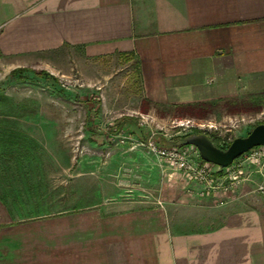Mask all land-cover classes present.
I'll list each match as a JSON object with an SVG mask.
<instances>
[{
  "label": "crops",
  "instance_id": "0c3cea01",
  "mask_svg": "<svg viewBox=\"0 0 264 264\" xmlns=\"http://www.w3.org/2000/svg\"><path fill=\"white\" fill-rule=\"evenodd\" d=\"M70 50L133 61L141 112L262 95L264 0H0L1 58L32 64ZM4 140L0 264H264L263 196L204 192L171 166L138 161L151 154L135 136L98 167L75 161L67 193L46 191L44 172L31 177Z\"/></svg>",
  "mask_w": 264,
  "mask_h": 264
},
{
  "label": "rangeland",
  "instance_id": "374dc122",
  "mask_svg": "<svg viewBox=\"0 0 264 264\" xmlns=\"http://www.w3.org/2000/svg\"><path fill=\"white\" fill-rule=\"evenodd\" d=\"M138 92L136 66L122 57L89 61L73 50L54 60L32 64L0 57V141L5 138L7 145L11 143L14 159L28 158L31 177L36 176L37 166L39 175L44 172L41 185L46 191L56 185L65 194L75 161L92 157L98 167L107 154L112 156L122 152L125 145L130 147L129 140L121 144L120 139L104 146L106 136L115 134L112 131L116 127L119 136L140 140H145L149 132L172 141L199 131L225 150L235 138L247 136L264 121V103L259 108L247 102L254 95L210 101L211 107L188 115L173 108L136 110ZM139 154L138 161L156 164L160 170L170 166L154 155ZM190 159L197 160L193 154ZM59 171L61 175L56 177ZM240 171L233 191L242 187L263 196L258 190L264 186V170L245 161ZM223 174L219 171L217 176ZM153 197L151 202L155 201Z\"/></svg>",
  "mask_w": 264,
  "mask_h": 264
},
{
  "label": "built area",
  "instance_id": "2783aa9c",
  "mask_svg": "<svg viewBox=\"0 0 264 264\" xmlns=\"http://www.w3.org/2000/svg\"><path fill=\"white\" fill-rule=\"evenodd\" d=\"M140 125L143 126L144 124L141 122ZM128 137L118 136L119 142L121 144L126 143L130 138ZM137 145L144 148L148 154L168 162L173 169L184 173L188 180L201 184L204 192H211L213 194L219 192L226 194L233 191L239 183L238 179L241 177L240 167L245 161L256 164L259 166L260 171L264 170V146L253 148L235 160L230 167L221 169L202 161L198 151L194 147L161 146L156 134L153 132H149L148 137ZM194 152L197 158L196 161L190 159V156ZM219 171H224V176H217ZM258 191L264 197L263 185L259 187Z\"/></svg>",
  "mask_w": 264,
  "mask_h": 264
},
{
  "label": "water",
  "instance_id": "95a60500",
  "mask_svg": "<svg viewBox=\"0 0 264 264\" xmlns=\"http://www.w3.org/2000/svg\"><path fill=\"white\" fill-rule=\"evenodd\" d=\"M184 145L194 147L202 161L226 169L253 148L264 146V124L256 125L245 137L235 138L225 150L202 134L187 136Z\"/></svg>",
  "mask_w": 264,
  "mask_h": 264
},
{
  "label": "trees",
  "instance_id": "16d2710c",
  "mask_svg": "<svg viewBox=\"0 0 264 264\" xmlns=\"http://www.w3.org/2000/svg\"><path fill=\"white\" fill-rule=\"evenodd\" d=\"M247 102L250 103V105L257 106L260 108L261 104L264 103V94L254 95V97L250 98V100L248 99ZM247 102H244V103H247ZM212 105H213L212 102H205V103H193V104H186V105H180V106H173L170 108L176 109L177 111H179L183 114L195 115L196 112H200V111H202V109H206L207 107H211ZM259 108H257V110H259ZM259 124H264V121L259 123ZM259 124H257V125H259ZM195 134H201V132L196 131ZM205 136L207 137V135H205ZM207 138H209V137H207ZM175 139L176 140H172V141L158 139V141H159L161 146H172V145L174 146L175 144H172V143H177L175 145L177 147H186L184 145V141L186 138H175ZM216 141H219V140H216ZM212 143L216 147H218L213 140H212ZM218 148H220V147H218ZM220 149H223V148L221 147Z\"/></svg>",
  "mask_w": 264,
  "mask_h": 264
}]
</instances>
